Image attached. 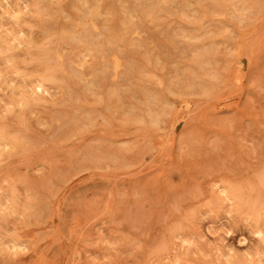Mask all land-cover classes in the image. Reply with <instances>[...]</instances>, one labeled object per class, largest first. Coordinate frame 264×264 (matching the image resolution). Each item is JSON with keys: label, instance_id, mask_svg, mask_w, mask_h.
Here are the masks:
<instances>
[{"label": "rangeland", "instance_id": "374dc122", "mask_svg": "<svg viewBox=\"0 0 264 264\" xmlns=\"http://www.w3.org/2000/svg\"><path fill=\"white\" fill-rule=\"evenodd\" d=\"M257 230L264 0H0V264H264Z\"/></svg>", "mask_w": 264, "mask_h": 264}, {"label": "bare ground", "instance_id": "6f19581e", "mask_svg": "<svg viewBox=\"0 0 264 264\" xmlns=\"http://www.w3.org/2000/svg\"><path fill=\"white\" fill-rule=\"evenodd\" d=\"M31 1H33V0H31ZM14 12V11H13ZM16 12V11H15ZM17 13H18V15H19V11L17 10ZM12 14H14V13H12ZM11 14V15H12ZM8 34V33H7ZM6 34V35H7ZM20 34V33H19ZM18 35V34H17ZM9 39H10V37H9ZM13 39H15V38H13ZM2 40V39H1ZM12 40V39H11ZM10 42H12V41H10ZM121 64V63H120ZM128 68V67H127ZM30 81V80H29ZM34 82V81H33ZM30 83V82H29ZM35 84V83H34ZM33 84V85H34ZM29 85V84H28ZM35 85H37V84H35ZM34 85V86H35ZM28 86H26V88H27ZM36 87V86H35ZM12 88V87H11ZM29 90H30V88H28ZM37 90L39 91V92H42L43 91V89H42V86L41 85H38L37 86ZM9 91V90H8ZM11 92V91H10ZM45 92V91H44ZM9 93V92H8ZM49 93V92H48ZM53 94V93H52ZM32 95V94H31ZM49 95V94H48ZM32 114V113H31ZM61 120H63V119H61ZM62 124V123H61ZM63 125H64V123H63ZM62 126V125H61ZM5 147H6V145H5ZM8 147V146H7ZM256 233H257V236L258 237H260V238H263L264 237V232L262 231V230H257V231H255ZM257 237V238H258ZM262 243V242H261ZM17 246V245H16ZM264 260V259H263ZM241 263V262H240Z\"/></svg>", "mask_w": 264, "mask_h": 264}]
</instances>
